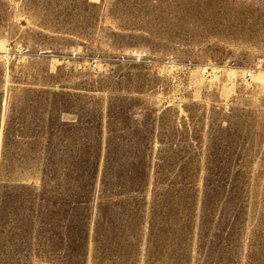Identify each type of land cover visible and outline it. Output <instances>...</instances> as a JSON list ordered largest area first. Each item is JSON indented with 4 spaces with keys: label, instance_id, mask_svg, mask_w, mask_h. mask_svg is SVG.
I'll return each instance as SVG.
<instances>
[{
    "label": "rangeland",
    "instance_id": "obj_1",
    "mask_svg": "<svg viewBox=\"0 0 264 264\" xmlns=\"http://www.w3.org/2000/svg\"><path fill=\"white\" fill-rule=\"evenodd\" d=\"M0 264H264V0H0Z\"/></svg>",
    "mask_w": 264,
    "mask_h": 264
},
{
    "label": "built area",
    "instance_id": "obj_2",
    "mask_svg": "<svg viewBox=\"0 0 264 264\" xmlns=\"http://www.w3.org/2000/svg\"><path fill=\"white\" fill-rule=\"evenodd\" d=\"M3 53L7 54L6 52H3ZM131 54L139 62H145L149 58V54L145 50L136 49V50H133L131 52ZM96 67H98V64H96ZM210 70H211L210 68H207V69H205L204 73L205 74H209ZM245 76L248 79H253L255 77V74H254V72L248 71V72L245 73Z\"/></svg>",
    "mask_w": 264,
    "mask_h": 264
}]
</instances>
